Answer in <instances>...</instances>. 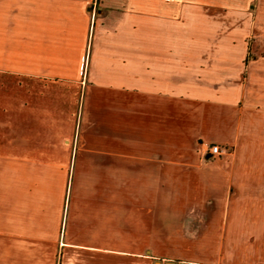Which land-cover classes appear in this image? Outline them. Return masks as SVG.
<instances>
[{
    "label": "crops",
    "instance_id": "1",
    "mask_svg": "<svg viewBox=\"0 0 264 264\" xmlns=\"http://www.w3.org/2000/svg\"><path fill=\"white\" fill-rule=\"evenodd\" d=\"M169 263L264 264V0H0V264Z\"/></svg>",
    "mask_w": 264,
    "mask_h": 264
},
{
    "label": "built area",
    "instance_id": "2",
    "mask_svg": "<svg viewBox=\"0 0 264 264\" xmlns=\"http://www.w3.org/2000/svg\"><path fill=\"white\" fill-rule=\"evenodd\" d=\"M208 153L211 155V156H215V157H218L220 156V150H219V147L217 145L215 146H211L208 148Z\"/></svg>",
    "mask_w": 264,
    "mask_h": 264
},
{
    "label": "water",
    "instance_id": "3",
    "mask_svg": "<svg viewBox=\"0 0 264 264\" xmlns=\"http://www.w3.org/2000/svg\"><path fill=\"white\" fill-rule=\"evenodd\" d=\"M169 264H173V263H169Z\"/></svg>",
    "mask_w": 264,
    "mask_h": 264
}]
</instances>
